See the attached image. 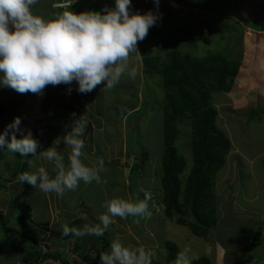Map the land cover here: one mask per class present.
<instances>
[{"label":"rangeland","instance_id":"1","mask_svg":"<svg viewBox=\"0 0 264 264\" xmlns=\"http://www.w3.org/2000/svg\"><path fill=\"white\" fill-rule=\"evenodd\" d=\"M94 1L95 0H89L90 3L88 4V9H86L87 11H83L82 4H73L72 8L68 9V11L74 10L75 12L79 13L95 11L102 13L103 10L108 7L106 5L104 7L103 5H100L98 2ZM108 1L109 2L107 3L111 8L115 6V0ZM249 1L250 0L231 1L232 6H230V8L225 11L229 13L227 14L229 16L224 18H220L215 14L211 15V12H209L210 14H203V12L200 10H195L192 16L186 17L185 20L180 23H178L179 17H176L174 19V25L178 23L176 27L181 28L184 26V24H187L189 33L194 38L195 42L194 46L181 44L175 46L174 48H178L182 51V53H189L193 58L203 56L207 53H220L226 56L228 60H235L240 63L239 74L231 92H229L226 96H215L213 94L212 102L216 110L219 112V116L223 117H221L222 120L225 119L230 121L231 126L238 135H244L246 133H253L256 131L255 136H259L263 131V127L251 129L252 126L255 125V122L249 121L247 118H253L252 111H255V113L260 115V117H258V119H253L262 120L264 122V30L257 31V26L255 25L264 24V8L259 7L261 11L257 12L255 11L256 4H254L252 5L254 8L250 9ZM209 2L211 3L213 0H192V4L195 6L204 5L205 3L209 4ZM256 2L258 3L260 1L257 0ZM45 4L46 0H38L37 6H39V9L44 10L46 7ZM262 5L264 6V2H262ZM142 6H144V4H142L140 8ZM239 6H241L240 12ZM62 12L64 11H59L58 13L61 14ZM38 16L44 18L43 15ZM49 19H51V17L47 16L46 20ZM249 19L253 20L254 22L249 21ZM154 26L157 27L158 24L156 23ZM245 28H251L253 30ZM173 29V25L169 23L164 29L157 28V37H159L151 47L154 50V53H157V47L160 45V42L165 39ZM160 55L163 56V53L160 52ZM129 68H135V78H129L126 72L115 87L110 89L106 87L103 89H97L96 87L93 91L88 93H79L74 90L78 86L76 82H73L71 85H49L44 89L42 95L33 94L31 92L20 94L10 88L0 86V105L5 107L3 113L0 114V132L4 130L6 125L13 121L14 117H19L21 120L19 127L25 131L31 130L32 138L38 142L39 146L36 150L37 155L50 147L55 148L58 153H61V146L64 145V143L62 140H60L62 143L59 142L57 144V138L63 137V133L66 134L71 131L69 128L75 119L80 117V119L86 121V123L87 120L89 122L90 119L93 127L91 128V126H87L82 138H85L86 141H88V137L90 136L89 145L94 147L95 150H99L100 146H103L105 143V147L102 149L101 153L106 156L105 159L107 162H109L115 154L111 149V145L113 143L122 144V141L124 142V167L130 168L129 164L133 165V163L136 162V167H134L133 171L130 170L131 175L129 178V184L131 186L129 185V193L131 192V202L136 203L142 201L145 199V193L152 191L150 188V185H153L154 183H151L152 180L154 181L155 176H160V173L162 172V104L164 93L161 88L157 87V82L153 80L145 85V89H143L144 87L142 86V81L144 79L142 77L141 71L142 66L137 52L130 53ZM69 89L74 91V93H71L73 96L67 99L63 98V94L59 92H64L65 90ZM56 90H58V92H56ZM87 97H92L94 101H92V103H88L86 101ZM56 101H61V104H63L65 101L72 102L73 107L77 109V113L68 109H60L59 107L57 109ZM142 101L143 104L141 103ZM67 105V103L64 104V106ZM133 105L138 108L137 113H134L133 111L128 112ZM140 108L143 109L139 112ZM23 121L26 122L23 123ZM216 124L222 130L217 119ZM46 125L49 126L47 127ZM62 126L68 127V131H55V129H60ZM178 129L179 133L177 134L173 145L177 149L178 153L182 155L186 161V167L183 172L184 176H181V179L184 182L192 164L189 143V136L191 132L190 123L186 121L185 123L179 124ZM237 134H235V136H237L236 144L245 147L244 143L242 142L244 140L243 137H240ZM16 136L17 138H21V133L17 132ZM8 138L9 137H6V139ZM64 148L66 156L64 157V160H62V163L64 164L65 168H67L69 165L67 155L69 154L70 149L65 145ZM261 149L262 146L259 145L248 155H252V153L258 152V150ZM87 150L88 147L85 146L82 151L85 153ZM258 153L261 154V152ZM142 154L145 156H142ZM22 161L23 157L19 158L17 153L6 154L2 159H0V183L5 184L4 188H6L7 185L9 186V183L4 182L5 178L11 177L13 170L22 167ZM30 162H34L35 167H33ZM37 164L40 166L43 165L49 172L50 176L54 177V166L43 158L34 156L31 161L27 162L24 172H34L36 170ZM116 168L117 167L113 166L111 171L106 174L107 183H105L103 186L105 190L107 189V201L115 198L114 194L116 193L114 186L117 187V185L120 184L119 181L122 178L121 173L116 171ZM221 173L222 176H220ZM221 173L219 172L218 175L214 177L212 191L214 190V193L216 194L220 188H223L224 183L229 181L230 177H232V175L225 173V170H222ZM18 177L19 176L16 177V181H12L13 183L11 184L13 187L16 186L15 182L18 183ZM239 177L240 176H237L234 179L233 187L239 183V180L241 179V177ZM27 186L29 188L35 189L28 183ZM112 190H114L113 193H111ZM66 191L71 194L74 192L69 190ZM123 191L125 192L124 189ZM26 193L27 195L29 194L28 191ZM32 194L33 196H30L28 202L31 206H33L34 210L32 209L30 212L29 210H25V200L23 198L18 200L19 205H22L23 208H18L14 205L17 202L15 193H13V195L4 196V199L0 197L2 202L8 203L10 206H15V208L10 207V209L7 211L6 218H8V220L5 223H9L10 218V226H13L17 221V217L31 218L34 215L35 217L48 218V211L43 203L42 194L38 191H34ZM124 199L126 200L125 196ZM67 200L69 199H66L65 202H67ZM2 202H0V204H2ZM230 203L231 201L228 199L226 204L230 205ZM231 217L234 216H230L228 214L227 218ZM128 218L129 220H132L135 217L130 216ZM223 221L224 220L222 219L219 232L224 236V242L227 244H236L237 242H240L242 236L246 235L245 233L248 227L246 222L248 221L243 218H240V220L236 219L232 223H229V221L224 223ZM168 226H172L176 232L175 234H172L170 231L166 232V240L176 242L175 239L180 238L181 243L178 241V243H175L176 249L181 248L182 252L187 250V255L189 257H197V259H200L201 254L199 251L201 248L192 250L191 247L185 246L184 239L188 235L189 230L186 227L175 225L174 223L169 222ZM21 232L23 233L25 231L21 229ZM32 232L31 234L34 235V231ZM138 232L141 233L140 229ZM185 233L187 235L184 237L183 235ZM1 234H3V232ZM29 236H31L30 233ZM102 238V241H105L104 244L108 243L110 248L112 242L111 234L106 230V232H104L102 235ZM202 239L205 240L206 238ZM209 239L213 240V238L209 237L208 235V241ZM131 240L132 239L127 240V237H124V246L137 248L136 246L127 245ZM142 240L147 243L148 238L146 237ZM17 241H19L21 244L25 243V240L19 239ZM119 241L123 242V239ZM26 242L29 244L28 239ZM179 244H181L184 249L180 247ZM247 245L248 238H246L245 243V246ZM143 248H145V250L155 251V247L153 246L147 245ZM155 253L157 254L158 251H155ZM162 257L158 260L160 261L158 263L167 264L169 261L164 260ZM232 258L233 256L229 255L228 262L226 261V264H232ZM175 259L170 260L168 264H174ZM194 260H192V262ZM152 261L155 263L154 258ZM210 264L212 263L210 262Z\"/></svg>","mask_w":264,"mask_h":264},{"label":"clouds","instance_id":"2","mask_svg":"<svg viewBox=\"0 0 264 264\" xmlns=\"http://www.w3.org/2000/svg\"><path fill=\"white\" fill-rule=\"evenodd\" d=\"M67 1L50 0L51 9L64 12L54 19L45 20L31 11L37 0H0V86L20 94L42 95L49 85L76 82L77 92L88 93L101 84L109 89L115 87L126 72L129 78H135V68H129L130 53L137 52L138 42L145 39L160 16L151 11L130 13L131 0H115L114 8H105L102 13L88 11L77 14L65 10L72 8L73 4H82L83 7L86 0ZM153 2L158 9L160 0ZM54 4L64 5L54 7ZM68 91L70 94L71 89ZM20 124V118L14 117L0 132V149L23 157L31 154L43 158L54 166L55 175L50 176L46 168L40 166L34 172L20 174L18 182H27L45 194L58 196L66 190L75 191L81 181L85 184L93 181L107 183L100 176L104 171L103 159L91 166L82 162L85 144L81 137L86 130V121L80 117L75 119L71 131L56 140L57 144L62 140L70 149L67 168L62 163L63 157L53 147L37 155L38 142L32 138L31 130L21 129ZM17 132L21 133V138H17ZM30 163L35 167L34 162ZM150 199V193H145V199L136 203L121 198L110 199L102 204L107 212L99 215L100 225L85 224L82 228L65 225L62 235L99 237L113 223V217L149 218ZM155 257L154 250L126 247L119 240H114L110 251L99 254L100 263L98 261L97 264H152ZM194 259L197 257H189L185 250L178 253L174 264H191Z\"/></svg>","mask_w":264,"mask_h":264},{"label":"crops","instance_id":"3","mask_svg":"<svg viewBox=\"0 0 264 264\" xmlns=\"http://www.w3.org/2000/svg\"><path fill=\"white\" fill-rule=\"evenodd\" d=\"M49 1L50 0H46L45 9L41 10L39 9V6H37V0V3L31 7L32 13L36 16L43 15L45 20L47 16L56 17L60 13L56 14V12L49 11ZM231 1L233 0H224V6L219 7L216 4L220 2V0H213L212 4L209 3V5L211 4L209 8L202 9L201 7L199 8V6L193 5L192 0H160L157 9V6L154 4L153 0H131L130 8H133L134 12H138L140 14H144L149 11L157 14L158 16H160V19L157 21L158 26L154 27L164 29L168 23L172 24L173 28H175L177 24L184 21L186 17L192 16L195 10H200L201 12H203V14H210L209 12H211V15H216L215 12L220 10L224 11L230 8V6H232ZM256 1L257 0L249 1L250 9L254 8V6L252 5L256 4L255 11H257L259 7L261 8L263 6L262 1L258 3ZM86 4H89V0H86ZM142 4H144V6L140 8ZM102 5L105 7L106 4L104 3ZM212 7H214L215 9ZM107 8L111 7L109 6ZM240 8L241 6H239V9ZM71 11L76 13L74 10ZM176 17H179V20L178 23L174 25V19ZM217 117V121L220 124L223 132H226L224 133L227 135L229 140H233L230 141V149L227 153L225 164L216 173V175H218L219 172L221 173L222 170H225V173H227L228 175H232V177H230L229 181L224 183L223 188H220L217 194L214 193V190L212 192V207L215 208L216 218H214V226L212 225V227L207 231L206 236L198 237L193 235L191 230L187 226H183L177 223V219L175 216L172 218L165 217L164 213L162 212L161 193H158L161 189L159 176H155L154 181L152 180L151 182H154L153 185H150V188L152 189V191H149L151 199L148 200V208L151 212V216L149 218L135 217L132 220H129L128 217L126 219H122L118 216L113 217V223L110 224L107 229V231L111 234L112 241L123 239V242L121 241V243L125 245L124 237H127V240L132 239L127 244L128 246L132 245L136 246L137 248L139 246H153L155 247V251H158V253L154 258L155 263H153V261L152 263L159 264L158 262L160 261L158 260L162 256V258L167 261L165 252V244L167 242H171L172 244H174V246H176L175 243L177 241L181 243L180 238L175 239L176 242L166 240V232L170 231L172 234H175L176 232V230L172 226H168L169 222L174 223L175 225L186 227L189 230L188 235L186 233L183 235L184 237L187 235L184 239L185 246L191 247L192 250L201 248V250L199 251V253L201 254L200 258H206L212 264H226V261L228 262V256L232 255V264H235L237 262L244 249L246 248V238H248L257 228L264 227V122L262 120L252 121L255 122V125L252 126L251 129L263 127L261 135L255 136L256 131L253 133L249 132L244 135H238L231 126L230 121L225 119L222 120L223 117L219 116V114ZM25 122L23 121V123ZM46 126L48 127L49 125ZM87 126L89 127L91 126V124L86 123V127ZM92 127L93 126H91V128ZM63 132L65 131L63 130ZM235 134L243 137L244 140L242 142L244 143L245 147L236 144L237 136H235ZM63 135H65V133H63ZM82 139L84 140L85 146L88 147L87 152L85 151L84 156L81 157L82 162L88 166H91L92 164L97 163L99 159H103L104 171L100 173L102 180L107 179L106 174L111 171L113 166L117 167L116 171H119L121 173L122 178L119 181L120 184L117 185V187L114 186L116 193L114 194V197L124 199L125 196L126 200L131 201V192L129 193V178L131 175L130 170L132 171V165L129 164L130 168L124 167V142L122 141V144L113 143L111 145V149L115 154L113 155L111 160L107 162L105 159L106 156L101 153L102 149L105 147V143L103 144V146H100L99 150H95L94 147L89 145L90 141H86L85 138ZM259 145L262 146V149L258 150V152H261V154L255 152L252 153V155H248ZM61 147L62 150L59 154L63 156L64 160L66 152L64 145H62ZM67 156L69 157V154ZM67 160L69 159L67 158ZM37 167H40V165L37 164ZM220 176H222V173L220 174ZM237 176H240L241 179L239 180V183H237V185L233 187L234 179ZM6 179L7 178H5V180ZM5 183H9V186L7 185L6 188L0 187V197L4 199V196L12 195L11 192H13L14 189V191L19 194L20 198H23L25 200L24 204L30 208V211H32V209L34 210V208L30 205L28 199H30V196H33L32 193L34 191L40 192L43 196V203L48 211V218L35 217V215L31 218L17 217V221L15 222V224L13 226H10V218L9 223H5L8 220V218H6V213L10 209V207L14 208V206H10L8 203L2 202V199L0 198V202H2V204H0V264H14L18 260H23L25 255L34 245V240H40L44 237L49 238V240L54 244L56 253L55 255L59 258H63V260H66L69 257L65 254L63 248L66 247L67 241L61 240L59 238H51V232H62L61 230H63V226H69L76 220L82 221L74 224L73 227L76 228H82L85 224L89 223L90 226L100 225V221L98 219L99 215L107 212V209L102 207V204L107 201L108 196V193L106 192L107 189L105 190L103 186L105 185V183L97 184L95 181H93L91 184H85L81 181L78 188L72 194L65 191L62 196H58L55 193L45 194L37 189L32 188H29L27 190L29 192V194L27 195L22 184L15 182L16 186L13 187V185L11 184L13 182ZM122 188L125 190V192ZM113 192L114 190H112L111 193ZM66 199L69 200L65 202ZM228 199H230L231 201L230 205L226 204V201ZM228 214L234 217L227 218ZM240 218L248 221L246 222V225H248L245 233L246 235L242 236L240 242H237L236 244L225 243L224 236L219 232L221 220L223 219L224 223L226 221L232 223L236 219L240 220ZM15 225L21 226L16 227ZM21 229L25 232L22 233ZM139 229L141 233L138 232ZM32 231H34V235L31 234ZM2 232L3 234H1ZM26 232L28 237L31 239L27 237ZM29 233L31 236H29ZM41 235L43 236L41 237ZM208 235L209 237L213 238V240L209 239L208 241ZM71 236L75 237L78 240L74 256V260L78 264H97L96 260L100 263L99 254L104 251L108 252L110 249L109 246H107L105 249L103 248L104 243L98 236L86 235L84 237H76L72 234ZM37 237H39V239H37ZM146 237L148 238L147 243L142 240ZM202 238L206 239L204 240ZM19 239L25 240V243L21 244L19 241H17ZM27 239L29 244H27L26 242ZM179 246L182 247L181 244H179ZM93 250L94 257L91 259L89 257V253ZM177 251L178 253L182 252L181 248H177ZM248 264H264V235L257 242L255 248L251 251V258Z\"/></svg>","mask_w":264,"mask_h":264},{"label":"trees","instance_id":"4","mask_svg":"<svg viewBox=\"0 0 264 264\" xmlns=\"http://www.w3.org/2000/svg\"><path fill=\"white\" fill-rule=\"evenodd\" d=\"M96 1L100 5L103 3L107 6L109 5L107 3L109 2L108 0ZM211 4L205 3L204 5L197 6L206 9L209 8ZM216 5L219 7L224 6V0H220ZM83 7H87L86 9H88L87 4ZM49 11L59 12V10L51 9L50 5ZM129 11L132 13L134 9L130 8ZM222 11L220 10L215 13L220 18L228 16L227 14L229 13L225 12L226 10H224V12ZM76 13L79 14V12ZM54 18L55 17H51V19ZM256 30L263 31L264 24L257 26ZM170 32V34L160 42V45L157 47V53H154V50L151 48L159 37H157L158 30L154 26L149 29L145 39L139 41L137 44V53L141 61V71L144 79L142 81L143 89H145V85L153 80L157 82V87L161 88L164 93L162 104V172L159 176L162 198L161 203L163 205L162 212L167 218L175 216L177 223L187 226L193 235L204 237L215 223L214 218H216L215 208L212 207L214 177L224 166L227 153L230 149L229 138L216 124L219 112L213 105L212 95L226 96L231 92L239 74L240 63L235 60H228L226 56L220 53H207L203 56L193 58L189 53H182L178 48H174L181 44L194 46L195 40L190 35L187 24H184L181 28L175 27ZM160 52L163 53V56L160 55ZM104 87L105 86L101 84L97 86V89H103ZM56 92H58V90H56ZM59 93L63 94V98L67 99L73 96L71 93H74V91H71L70 94L68 90ZM86 101L92 103L94 100L92 97H87ZM56 103L57 109L59 107L60 109H68L77 113V109L73 107L72 102L65 101L61 104V101H56ZM66 103L68 105L64 106ZM141 103L143 104V101ZM4 109L5 107L0 105V114L3 113ZM137 109L138 108L133 105L128 112L133 111L137 113ZM142 109L143 108H140L139 112ZM252 117L258 119L260 115L252 111ZM253 118L247 119L249 121H257ZM186 121L190 123L191 130L189 143L192 164L183 182L181 176L185 170L186 161L184 157L178 153L173 144L179 133L178 125ZM87 123L91 124L90 119L89 122L87 120ZM69 129H71V127ZM60 130L67 132L68 127L62 126L60 129H55L57 132H60ZM8 139H10V137ZM9 153L10 152L6 149H0V159ZM17 155L19 158L23 157L18 153ZM142 156L145 155L142 154ZM32 158L33 156H31V154L23 157L22 167L13 170L11 177L7 178L5 182H12L17 176L22 174L25 166H27V162L31 161ZM134 167H136V162L132 165V171ZM18 183L22 184L25 189L24 191L27 192L29 189L27 182ZM0 184L1 188L5 187L4 184ZM13 193H15L17 199L14 205L18 208H23L18 202L20 199L19 194L14 191V189L11 194L13 195ZM24 207L25 210H29L30 212V208L27 205L24 204ZM79 222L82 221L76 220L68 227H73L75 223ZM50 235L51 238L66 240L67 243L71 238H75L71 236V234L63 236L62 232H51ZM263 235L264 227H259L248 237V245L236 264H248L250 262L251 251L255 248L257 242ZM99 237L101 240L103 239L102 236ZM75 240L77 247L78 240L76 238ZM37 242L38 240L35 239L34 245L37 244ZM34 245L25 255L23 261L36 259L38 257L39 253L34 251ZM103 246L105 249L108 245L104 244ZM165 252L168 261L177 258L178 251L176 246L171 242L165 244ZM55 254L56 253H49L46 257L52 256L55 258ZM191 264H210V262L206 258H200L194 260Z\"/></svg>","mask_w":264,"mask_h":264},{"label":"built area","instance_id":"5","mask_svg":"<svg viewBox=\"0 0 264 264\" xmlns=\"http://www.w3.org/2000/svg\"><path fill=\"white\" fill-rule=\"evenodd\" d=\"M70 0L67 1L69 3ZM64 4H54V7L61 6ZM75 248H76V240L75 238H71L67 243L66 247L63 248L65 254L69 257L66 260L63 258H59L56 256L55 258L52 256L46 257L49 253H55V246L48 238H42L38 240L37 244L34 245V251L39 253L36 259H29L27 261L18 260L14 264H78L75 262ZM94 250L89 253V257L92 259L94 256ZM98 263V261L96 260Z\"/></svg>","mask_w":264,"mask_h":264},{"label":"water","instance_id":"6","mask_svg":"<svg viewBox=\"0 0 264 264\" xmlns=\"http://www.w3.org/2000/svg\"><path fill=\"white\" fill-rule=\"evenodd\" d=\"M43 235H41V237H42ZM37 239H39V237H37Z\"/></svg>","mask_w":264,"mask_h":264}]
</instances>
